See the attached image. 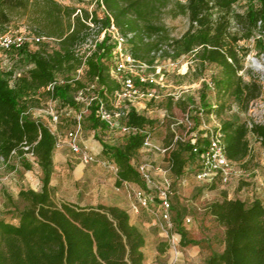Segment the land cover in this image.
Here are the masks:
<instances>
[{"label":"trees","instance_id":"obj_1","mask_svg":"<svg viewBox=\"0 0 264 264\" xmlns=\"http://www.w3.org/2000/svg\"><path fill=\"white\" fill-rule=\"evenodd\" d=\"M96 1L105 12L101 19L95 14L89 16L86 11L80 10L78 14L55 0H0V36L6 33L13 18L25 17L32 35L56 45L51 51L40 48L32 53L22 46L14 49L31 65L14 89L9 85L12 72L0 73V158L8 164L13 156L22 159L30 155L41 172L39 190L21 189L17 194L18 201L24 205L16 213L17 223L0 220V264H143L145 238L130 223L126 210L117 206L80 207L53 202L50 181L57 138L42 122L24 114L22 100L27 91H38L58 74L67 77L83 63L89 83L98 87L90 108L92 126L107 128L95 111L100 102L107 106L108 96L120 87V82L110 76L114 43L105 32L84 62L78 51L87 40L97 37L111 24L126 38L129 52L136 61L151 65L158 52L171 60L194 53L199 65L219 68V76L211 81L216 93L221 97L230 95L243 112L264 95L257 79L244 81L238 74L243 51L239 42L248 39L257 21L264 19V0H258V10L249 8L246 23L240 26L241 35L231 31L229 17L232 5L238 0H184L183 3L178 0L169 15L185 16L188 20V28L178 38L169 36L158 17L168 0ZM203 87L207 89L206 85ZM72 89L82 90L84 85L79 80L66 79L54 87L51 95L43 94L78 112L79 103L69 96ZM201 98L204 101V94ZM204 105L207 114L222 107ZM125 124L143 131L152 121L130 107ZM219 129L224 135L227 158L247 170L252 161L248 138L252 137L264 149V123L227 120ZM144 137L138 133L128 136L122 146L102 145L103 152L116 167V188L125 182L144 188L131 163ZM192 146L190 140L176 143L170 153L172 176L179 178L187 161H197ZM22 165L30 169L29 164ZM205 214L223 228V249L211 253L205 264H264V195L250 204L223 197L208 203ZM177 232L181 246L197 244L186 239L184 231Z\"/></svg>","mask_w":264,"mask_h":264},{"label":"rangeland","instance_id":"obj_2","mask_svg":"<svg viewBox=\"0 0 264 264\" xmlns=\"http://www.w3.org/2000/svg\"><path fill=\"white\" fill-rule=\"evenodd\" d=\"M63 6L73 8L78 14L80 10L86 11L88 15L95 14L99 19L103 18L105 12L103 7L96 0H55ZM178 0H168L166 7L160 10V23L168 30L171 38H178L188 28V20L185 16L171 17L170 9ZM182 3L184 0H179ZM249 8L258 10L260 4L258 0H238L232 5L229 17L231 21V31L241 35L240 26L244 25L245 16ZM248 39L239 42L243 49L241 52V70L238 74L244 81L255 78L259 81L260 74L251 64V59H256L262 63L264 54V24L258 25ZM89 22V20H88ZM93 31L96 27L89 22ZM104 31V30H103ZM103 31L95 40L102 39ZM6 33L9 36H19L24 38V47L29 53L45 48L51 51L56 48L52 41L35 42L32 40V30L27 24L25 17L13 18ZM108 34V32H107ZM261 42L259 44L258 42ZM15 48L3 49L0 47V73L5 74L9 71L12 75L9 79L11 88H15L19 78L26 75L31 65L24 56H20ZM129 43L125 44V51L129 52ZM111 67L114 60L111 59ZM135 70L137 67H134ZM140 73L148 76L154 83H162L163 88L158 90V99L146 103L145 109L139 110L138 114L143 115L152 124L144 127L143 133L148 136L153 144L165 148L166 152L160 154L154 151H140L134 154L131 159L134 167L141 163L149 164L153 167L162 169L168 177L171 185L170 203L171 217L174 224L171 233L180 235L177 230L184 231L186 239L197 241L211 253H217L223 246V228L217 226L212 218L205 214V207L208 203L220 200L223 193H228L233 199H240L249 203L254 196V188L259 186V177H264V149L252 137L248 138L252 154V161L247 170L240 165L236 169L245 173L240 178L236 177L228 184L222 185L218 180L211 183L201 182L195 179L197 171V161H187L183 168L182 175L176 178L171 175L170 153L175 149L176 142L170 124L175 121H183L188 117L194 125L191 130L186 125H178L173 128L176 135L188 138L190 132L198 130L200 127L213 129L215 124L221 125L223 121L264 123V95L250 103L247 111L243 112L238 108L234 112L233 107L236 102L230 95L221 97L209 88H204L205 83H212L217 78L220 69L214 65H199L194 58V53L181 56L177 60H171L161 55L156 56L151 65L142 66ZM68 77V78H67ZM66 75L58 74L55 80L64 82L66 79H75L82 82L84 89L70 90L69 96L79 103L78 110L85 111L81 121V131L78 134L79 145L91 153L94 161L89 165H83L72 153L66 144V136L73 131L74 111L71 107L64 105L59 100H50L49 97L38 91H27L24 101V114L35 121H40L61 141L59 147H55L53 152V173L50 181L51 198L57 205L68 203L80 207L103 206H123L134 203L132 190L139 188L138 185L129 183L131 188L122 185L116 188L114 185L116 178V167L108 154L103 152L102 145L122 146L128 136L121 133L118 128L108 129L105 127L93 128L91 123V105L97 96L98 87L90 84L85 72L76 70L75 73ZM262 85V84H261ZM73 87V86H72ZM264 87V85H262ZM264 91V88H262ZM174 94L178 98H171ZM204 94V101L201 95ZM216 107L222 105L221 109L215 108L214 112L207 114V106ZM126 103L114 104L108 99L105 109L112 113H122L126 109ZM49 109L57 116V123L51 121L47 114ZM218 109V110H217ZM202 111V112H201ZM166 114L168 118H162ZM118 125L125 123V118L120 115L117 118ZM23 163L30 165L26 170ZM257 176V178H255ZM41 172L36 164V160L30 156L17 158L13 156L8 164L0 161V220L8 223H17L15 218L18 210L23 208V204L17 199L19 190L31 189L34 191L40 188ZM155 181L161 179L158 173L153 172ZM250 194V195H249ZM129 210L130 223L136 226L145 238V246L142 249L143 264H168L169 249L167 239L161 235L156 226V219L145 211L138 214ZM190 222L186 223L185 219ZM168 235L170 233L168 232ZM166 245V246H165ZM204 261H201V264Z\"/></svg>","mask_w":264,"mask_h":264},{"label":"built area","instance_id":"obj_3","mask_svg":"<svg viewBox=\"0 0 264 264\" xmlns=\"http://www.w3.org/2000/svg\"><path fill=\"white\" fill-rule=\"evenodd\" d=\"M264 24V21H259L258 25ZM91 27V25H89ZM108 32L111 40L114 43L112 49V58L114 60V66L110 69V76L119 81V89L115 90L108 99L114 104L126 103V109L122 113H112L105 109V105L100 102L98 109L95 111L97 117L102 120L108 129L118 128L121 133L132 136L138 133H143L134 127H129L125 123L118 125L117 118L122 115L126 118L130 107L134 108L138 113L139 110L145 109V104L158 99V90L163 88L162 83H154L152 79L144 74L140 73L142 66L146 64L133 59L130 52L125 51L126 38L123 37L117 29L111 24L110 27L103 31V34ZM32 40L35 42L50 41L45 38L36 37L32 35ZM264 40V39H262ZM101 39H89L79 49L78 54L81 56L82 62L87 56L94 51L96 42H100ZM24 38L19 36H9L7 33L0 36V47L3 49L19 48L23 45ZM160 55V52L156 56ZM262 56V63H259L256 59H251V64L254 66L257 64L256 70L259 72V83L264 85V54ZM137 67L135 70L134 67ZM84 69L83 63L79 68V71ZM62 84L54 79V81L48 83L44 87L40 88L41 93L51 95L54 87ZM207 88L211 91L214 89L213 83H205ZM261 85V86H262ZM264 88V87H262ZM171 98H178L174 94L169 95ZM50 100H53L51 96H48ZM96 100V99H95ZM85 111L80 110L73 115L74 129L67 134L66 144L72 153L77 157L83 165H89L94 161V157L91 153L86 151L79 145L78 134L81 131V121ZM202 112V111H201ZM51 121L56 124L57 116L49 109L47 113ZM162 118H168L166 114H163ZM178 125H186L188 130H192L194 125L186 117L183 121H175L170 124L172 133L174 134V141L185 143L191 141L192 153L197 159V171L195 179L201 182L211 183L218 180L222 185H226L233 178H240L245 173L241 169H236L237 163L229 160L225 151L224 135L220 131V125L215 124L213 129L206 127H200L194 132H190L188 138L185 139L176 135L173 128ZM60 140L56 141V146L59 147ZM140 151H154L160 154L166 152L165 148H161L158 145L152 143L149 137L146 135L142 142ZM0 161H3L0 158ZM136 172L144 184V188H133L132 195L134 203L131 205V212L138 214L140 211L150 213L156 219L157 227L160 230L162 236L167 239V245L169 249V262L168 264H179L181 252L179 249L180 240L177 235L171 233L174 224L171 217V203H170V181L165 176V172L157 167H153L146 163H141L135 166ZM153 172L158 173L161 177L159 181H155L153 178ZM257 178V176L255 177ZM127 188H131L129 183H123ZM186 223L190 222L189 218L185 219ZM168 232L170 235H168Z\"/></svg>","mask_w":264,"mask_h":264},{"label":"crops","instance_id":"obj_4","mask_svg":"<svg viewBox=\"0 0 264 264\" xmlns=\"http://www.w3.org/2000/svg\"><path fill=\"white\" fill-rule=\"evenodd\" d=\"M259 182H260L259 186L254 188V193H253L254 196L250 199L248 204H250L254 199H261L262 195H264V177H259ZM223 197H226L227 199H233L230 197L228 193L227 194L223 193L221 198ZM132 204L133 202L131 204L126 205V208L128 207L130 208ZM117 207L126 210L127 213L129 214V210L126 209L125 207L123 206H117ZM129 217H130V214H129ZM196 243H197L196 245H192V244H189L187 246L179 245V249L181 252L179 264H201V261H204L202 264H205L206 259L210 256L211 252L207 249V247H204L201 243L197 241ZM222 249H223V246L219 252H221Z\"/></svg>","mask_w":264,"mask_h":264},{"label":"clouds","instance_id":"obj_5","mask_svg":"<svg viewBox=\"0 0 264 264\" xmlns=\"http://www.w3.org/2000/svg\"><path fill=\"white\" fill-rule=\"evenodd\" d=\"M233 111H234V112L238 111V106H234V107H233Z\"/></svg>","mask_w":264,"mask_h":264},{"label":"bare ground","instance_id":"obj_6","mask_svg":"<svg viewBox=\"0 0 264 264\" xmlns=\"http://www.w3.org/2000/svg\"><path fill=\"white\" fill-rule=\"evenodd\" d=\"M254 67H255V68H257V67H258L256 63H255V65H254Z\"/></svg>","mask_w":264,"mask_h":264}]
</instances>
